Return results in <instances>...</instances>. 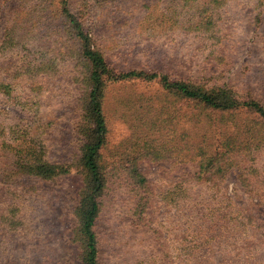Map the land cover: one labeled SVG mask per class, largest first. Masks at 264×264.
Wrapping results in <instances>:
<instances>
[{
  "label": "rangeland",
  "instance_id": "374dc122",
  "mask_svg": "<svg viewBox=\"0 0 264 264\" xmlns=\"http://www.w3.org/2000/svg\"><path fill=\"white\" fill-rule=\"evenodd\" d=\"M202 1L0 0V264H84L75 212L90 66L67 12L113 74L99 264H264L263 119L177 95L160 76L115 78L163 73L264 104V0ZM30 144L69 171L17 169Z\"/></svg>",
  "mask_w": 264,
  "mask_h": 264
},
{
  "label": "trees",
  "instance_id": "16d2710c",
  "mask_svg": "<svg viewBox=\"0 0 264 264\" xmlns=\"http://www.w3.org/2000/svg\"><path fill=\"white\" fill-rule=\"evenodd\" d=\"M191 1L195 2L197 0ZM225 1L203 0L201 5H203V8L214 4L219 6ZM67 15L69 17V26L81 44V55L90 66V74L88 75L90 90L85 99L86 116L90 123L85 132H83L85 140L82 143V153L80 156V166L84 172L85 185L75 212L79 221L78 237L84 247L83 263L99 264L94 226L101 204L99 195L107 182V176L103 173L99 163V154L100 149L105 143L108 129L101 97L105 78L112 77L113 74L105 57L93 46L91 36L84 30L80 20L70 12H67ZM140 76H146L150 79L160 76L164 86L173 90L177 95H182L222 112L246 109L248 112L257 113L264 121V104L254 98L238 97L228 88L206 89L187 81L170 80L163 73L152 72L145 75L143 72L136 70L122 72L119 76H115V78L123 79ZM18 152H21L22 159L17 163V169L25 173L48 179L58 174L66 173L70 169L69 164L45 159L43 155L37 153L36 148L32 144L26 148H19ZM139 176L140 181L143 182L145 178L141 174Z\"/></svg>",
  "mask_w": 264,
  "mask_h": 264
}]
</instances>
